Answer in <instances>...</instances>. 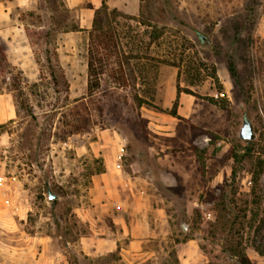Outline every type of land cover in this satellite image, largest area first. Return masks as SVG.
I'll return each mask as SVG.
<instances>
[{
    "label": "rangeland",
    "instance_id": "rangeland-1",
    "mask_svg": "<svg viewBox=\"0 0 264 264\" xmlns=\"http://www.w3.org/2000/svg\"><path fill=\"white\" fill-rule=\"evenodd\" d=\"M100 1L0 0V44L13 68L0 92V264H222L230 261L222 246L238 242L264 264L255 249L264 245V171L260 202H251L252 170L264 160V0H146L143 14L141 0H106L122 13L111 16L121 41L117 52L94 58L104 59L105 72L89 95V9ZM54 5L63 24L53 46L69 88L54 87L28 32L42 21L49 27ZM122 60L129 64L120 84ZM140 62L154 67L142 76ZM17 75L29 93L19 115ZM137 96L151 105L139 107ZM82 99L88 126L66 136L63 113ZM246 117L258 133L253 145L239 136ZM248 145L252 157L236 163L232 153H248ZM116 151L129 180L124 197L142 196L126 218L141 225L145 211L151 235L137 252L127 251L130 238L122 235L114 254L89 251L83 241L94 227H120L118 210L97 201L93 180L104 153Z\"/></svg>",
    "mask_w": 264,
    "mask_h": 264
},
{
    "label": "trees",
    "instance_id": "trees-1",
    "mask_svg": "<svg viewBox=\"0 0 264 264\" xmlns=\"http://www.w3.org/2000/svg\"><path fill=\"white\" fill-rule=\"evenodd\" d=\"M147 4L146 0H141V12L143 14V9H145V5ZM53 6V10L56 11L54 15L50 16L49 20V27H45L44 22L43 24H35L36 30L33 31V29L28 28L29 37L30 39L35 43H39L43 49L44 52V58H45V66L48 71L49 80L53 83L54 87L56 89H59L60 85L63 83L67 88H69V83L65 74L64 69L62 68L58 53L56 51V48L54 45V36L56 33V30L62 26L63 21L59 19V11L62 13V9L60 6ZM65 9V12H68L69 9ZM117 14H122L117 9L110 10L109 5L107 4L106 0H102V5L95 10V16L93 19V25L92 30L90 34V59L88 61V71H89V80H88V93L89 95H92L94 91L101 86V75L105 72V64L104 59L100 57V62L96 63V60L94 59L96 56L115 53L119 49L120 41H121V34L119 30L113 25V22L111 21V16L114 15L116 17ZM104 16V19H103ZM127 16V15H126ZM135 18V17H131ZM115 19V18H114ZM58 28H55V27ZM71 30H81L79 26L74 25ZM103 53V54H102ZM125 64H129L128 61L122 60L119 67V72L117 75V78L121 83L126 82L124 81L126 75V69ZM139 68L140 74L142 76L145 75V72H150V69L154 67L153 64L147 63V62H140ZM10 63L8 62L7 55L2 48L0 44V92L3 88L2 82H6V75L12 74L13 75V68L10 67ZM231 74L234 78H238L237 73V67L235 63H231L230 66ZM13 88L12 90L15 92L14 97L17 101V115L21 112V106L26 103V101L29 99L28 95L29 93L25 90V87L22 86V79L20 75L13 77ZM34 87L37 86V84L33 85ZM34 90L32 91V94ZM31 93V92H30ZM22 96H25L22 99ZM136 99L138 100L139 107H142L143 105H151L150 101L143 99L142 97L137 96ZM26 100V101H25ZM78 101V100H77ZM29 109V114L34 116L33 111L31 107L27 106ZM86 102L84 99L78 101L75 106H73L69 111L70 112H64L63 113V119L62 122L65 123L67 126L66 129H68L65 133L66 136H71L75 133H79L82 130L87 128V124L89 122L88 117L82 112L83 109H86ZM72 115V116H71ZM172 115L177 116L178 112L176 110L172 111ZM5 127V124H0V132L1 129ZM248 144L253 145V140H247ZM246 146L248 153H238L234 152L232 153V157L234 158L236 163H240L245 158H251L252 155L250 154L251 151L249 149V146ZM102 163V169L95 172V174H99L105 170V164L104 161L101 159L100 161ZM258 166V167H257ZM257 166L254 167L252 170L253 174V186H252V204H259L260 202V193L258 189L260 188V178L264 171V160L258 159ZM237 168H233V178H236L237 175ZM222 205H226V201H222ZM226 208V207H225ZM226 210V209H225ZM230 213V212H229ZM232 214V213H230ZM257 215L255 210H252L251 217L254 218ZM246 216V215H245ZM230 222V219H228ZM260 227L264 228V215L260 219ZM223 231L224 234L230 235L233 234L234 229V222H231L229 225H223ZM206 247H203V250L205 251ZM255 249L261 254L264 255V245H257L255 246ZM118 249L117 251H119ZM222 250L229 254L230 261H225L222 264H256L251 260V258L248 256L246 252V247L242 245V243L238 242L235 244L228 243L222 246ZM115 252H112L110 254H114ZM209 253V251L207 252Z\"/></svg>",
    "mask_w": 264,
    "mask_h": 264
},
{
    "label": "crops",
    "instance_id": "crops-1",
    "mask_svg": "<svg viewBox=\"0 0 264 264\" xmlns=\"http://www.w3.org/2000/svg\"><path fill=\"white\" fill-rule=\"evenodd\" d=\"M81 1L82 0H69L70 5L72 6L78 5ZM101 5L102 0L99 4H96L95 8L97 9ZM94 11V9H89V14L92 15V12L94 13ZM180 99L183 103L184 97H180ZM6 115L8 116L7 118H12L14 111H8L6 109ZM109 145L110 143L100 144L99 149L102 150V148ZM104 155L105 170L93 176L95 187L101 195L97 201H99L100 206L104 211H113V209L118 210V214H115L114 212V222H116V224L120 227L117 230L108 229L104 226H99L97 228L94 227V234H92L91 237H84V239H86V241H83L85 248H90L88 249L89 251L92 249L94 250L95 248V251H99L100 253L115 252L122 248L120 247L119 237V235H122L130 238L127 251L133 250L137 252L141 250L145 239L151 235V227L145 217L147 216L145 211H142L141 225H135L132 224V222H128L126 212L134 213L136 208L139 210V206L143 204L141 199L142 196H140L141 193H134L136 195L135 199L124 197L123 190H128L130 188L128 184L129 180L123 172L122 163L120 162L117 151L114 153H104ZM89 242H94V247H86V244H90Z\"/></svg>",
    "mask_w": 264,
    "mask_h": 264
},
{
    "label": "water",
    "instance_id": "water-1",
    "mask_svg": "<svg viewBox=\"0 0 264 264\" xmlns=\"http://www.w3.org/2000/svg\"><path fill=\"white\" fill-rule=\"evenodd\" d=\"M239 136L242 140H255L258 137V133L255 129V124L253 120L249 117L244 118L240 130ZM50 198L55 199L57 195H55L51 190H49ZM184 229L186 226L184 225Z\"/></svg>",
    "mask_w": 264,
    "mask_h": 264
}]
</instances>
